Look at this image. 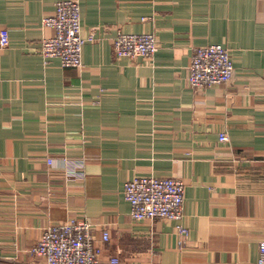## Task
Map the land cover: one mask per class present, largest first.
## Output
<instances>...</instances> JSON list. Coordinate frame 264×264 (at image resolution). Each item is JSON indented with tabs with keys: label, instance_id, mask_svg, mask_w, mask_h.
Returning <instances> with one entry per match:
<instances>
[{
	"label": "crops",
	"instance_id": "0c3cea01",
	"mask_svg": "<svg viewBox=\"0 0 264 264\" xmlns=\"http://www.w3.org/2000/svg\"><path fill=\"white\" fill-rule=\"evenodd\" d=\"M59 1L0 0V264H45L30 252L42 232L83 218L104 263L258 264L264 0H77L93 35L80 69L39 53ZM119 32L154 34L157 55L116 59ZM209 44L233 79L192 91V51ZM143 177L183 183L181 223L129 221L124 185Z\"/></svg>",
	"mask_w": 264,
	"mask_h": 264
},
{
	"label": "built area",
	"instance_id": "2783aa9c",
	"mask_svg": "<svg viewBox=\"0 0 264 264\" xmlns=\"http://www.w3.org/2000/svg\"><path fill=\"white\" fill-rule=\"evenodd\" d=\"M43 28H51L54 35L44 38L39 53L45 63L56 59L63 68L82 67V50L86 42L93 41L81 36L80 3L77 0L59 1L52 15L41 20ZM8 33L0 32V48L8 45ZM159 51L154 34H127L119 32L113 43L116 59L134 60L143 58L152 61ZM234 65L230 51L220 44L196 47L191 54L188 68V86L192 91H202L216 85L230 83ZM220 141L227 137L220 135ZM51 163V162H50ZM124 199L130 206V222L158 219L181 223L184 214V185L175 178H134L124 185ZM95 226L88 219H72L63 225L46 228L31 254L45 264H121L118 256L111 255L106 263L101 259V249L94 244ZM186 231L179 225V235L185 238ZM109 235L103 232L102 241ZM258 264H264V239L260 241Z\"/></svg>",
	"mask_w": 264,
	"mask_h": 264
}]
</instances>
